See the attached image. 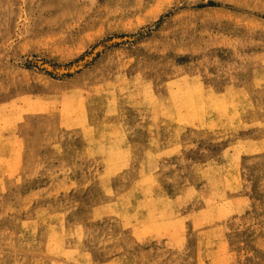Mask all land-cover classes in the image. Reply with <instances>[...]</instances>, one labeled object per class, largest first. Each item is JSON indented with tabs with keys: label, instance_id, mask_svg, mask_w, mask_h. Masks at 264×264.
<instances>
[{
	"label": "rangeland",
	"instance_id": "obj_1",
	"mask_svg": "<svg viewBox=\"0 0 264 264\" xmlns=\"http://www.w3.org/2000/svg\"><path fill=\"white\" fill-rule=\"evenodd\" d=\"M263 129L264 0H0V264H264Z\"/></svg>",
	"mask_w": 264,
	"mask_h": 264
},
{
	"label": "bare ground",
	"instance_id": "obj_2",
	"mask_svg": "<svg viewBox=\"0 0 264 264\" xmlns=\"http://www.w3.org/2000/svg\"><path fill=\"white\" fill-rule=\"evenodd\" d=\"M225 111H226V110H225ZM256 125H257V123H256ZM259 125H260V124H259ZM259 125H258V126H259ZM261 126H262V124H261ZM263 130H264V129H263ZM185 134H186V133H185ZM171 136H173V135H171ZM188 136H189V135H188ZM175 137H177V136H175ZM180 137H182V136H180ZM184 137H185V136H184ZM188 138H189V137H188ZM188 138H187V139H188ZM171 139H172V138H171ZM175 139H176V138H175ZM262 139H263V138H262ZM194 140H195V139H194ZM178 141H179V140H178ZM188 141H189V139H188ZM188 141H187V142H188ZM244 141H246V140H244ZM247 141H249V140H247ZM247 141H246V142H247ZM187 142H186V143H187ZM254 142H255V141H254ZM168 143L170 144V142H168ZM168 143H167V144H168ZM250 143H251V142H250ZM255 143H257V142H255ZM171 144H172V143H171ZM171 144H170V145H171ZM184 144H185V143H184ZM238 144H239V143H238ZM240 144H241V143H240ZM245 144H246V143H245ZM163 145H164V144H163ZM176 145H177V144H176ZM243 145H244V144H243ZM243 145H242V146H243ZM165 146H166V145H165ZM250 146H251V145H250ZM170 147H171V146H170ZM236 147H237V146H236ZM239 147H240V146H239ZM175 148H176V146H175ZM231 148H233V146H231ZM237 148H238V147H237ZM262 148H263V147H262ZM156 149H157V148H156ZM156 149H155V150H156ZM178 149H179V148H178ZM245 149H246V148H245ZM247 149H248V148H247ZM256 149H257V148H256ZM169 150H170V149H168V151H169ZM172 150H174V148H172ZM180 150H181V149H180ZM232 150H233V149H232ZM253 150L255 151V148H254ZM253 150H252V152H253ZM168 151H167V152H168ZM175 151H176V149H175ZM235 151H236V150H235ZM247 151H248V150H247ZM258 151H259V149H258ZM161 152H162V151H161ZM239 152H240V151H239ZM256 152H257V151H256ZM146 153H147V152H145V154H146ZM162 153H163V152H162ZM227 153H228V152H227ZM227 153H226V154H227ZM234 153H236V152H234ZM81 154H82V153H81ZM165 154H166V153H165ZM168 154H169V153H168ZM244 154H246V153H244ZM247 154H248V153H247ZM96 155H97V154H96ZM99 155H100V154H99ZM174 155L176 156V154H174ZM222 155H223V154H222ZM235 155H236V154H235ZM156 156H157V155H156ZM230 156H231V157H234V156H232V155H230ZM243 156H244V155H243ZM118 157L120 158V157H121V154H120V156H118ZM223 157H224V156H223ZM89 158H90V157H89ZM157 158H158V156H157ZM219 158H220V157H219ZM104 159H105V157H104ZM112 159H113V158H111V160H112ZM119 160H120V159H119ZM122 160H124V159H122ZM126 161H127V160H126ZM128 161H130V160H128ZM128 161H127V162H128ZM98 162H99V161H98ZM123 162H124V161H123ZM147 162H150V161L147 160ZM118 163H119V162H118ZM118 163H115V164L117 165ZM137 163H138V162H137ZM159 163H160V161H159ZM211 163H212V162H211ZM214 163H215V162H214ZM108 164H109V163H108ZM110 164H112V163H110ZM150 164H151V162H150ZM124 165H125V164H124ZM124 165H123V166H124ZM161 165H162V164H161ZM163 165H164V164H163ZM163 165H162V166H163ZM108 166H110V165H108ZM113 166H114V165H113ZM117 166H118V165H117ZM123 166H121V167L123 168ZM139 166H140V165H139ZM171 166H172V165H171ZM163 167H165V166H163ZM207 167H208V166H207ZM114 168H115V167H114ZM201 168H202V167H201ZM210 168H211V167H210ZM213 168H214V166H213ZM222 168H223V167H222ZM115 169H116V168H115ZM115 169H114V170H115ZM148 169H149V168H148ZM163 169L165 170V168H163ZM166 169H167V168H166ZM117 170H118V169H117ZM202 170H203V169H202ZM204 170H205V169H204ZM210 170H211V169H210ZM212 170H213V169H212ZM218 170H220V169H218ZM141 171H142V169H141ZM158 171H159V170H158ZM114 172H115V171H114ZM147 172H148V170H147ZM218 172H220V171H218ZM221 172H222V171H221ZM136 173H137V172H136ZM157 173H158V172H157ZM207 173H208V172H207ZM214 173H215V171H214ZM102 174H103V173H102ZM102 174H101V175H102ZM115 174H116V173H115ZM139 174H140V173H139ZM146 174H147V173H146ZM150 174H151V173H150ZM174 174H175V173H174ZM212 174H213V173H212ZM112 175H113V174H112ZM141 175H142V174H141ZM175 175H177V174H175ZM175 175H174V176H175ZM113 176H114V175H113ZM218 176H219V174H218ZM106 177H107V175H106ZM150 177H151V176H149V178H150ZM153 177H154V176H153ZM206 177H207V176H206ZM216 177H217V176H216ZM222 177H223V176H222ZM171 178H172V177H171ZM151 179H152V178H151ZM153 179H154V178H153ZM140 180H142V179H140ZM143 180H144V179H143ZM198 181H199V180H198ZM221 181H222V180H221ZM232 181H233V180H232ZM141 182H143V181H141ZM203 182H204V181H203ZM215 182H217V181H215ZM225 182H227V181H225ZM233 182H235V181H233ZM151 183H153V182H151ZM155 183H156V182H155ZM155 183H154V184H155ZM207 183H209V182H207ZM222 183H223V182H222ZM216 184H217V183H216ZM216 184H215V185H216ZM223 184H224V186H225V183H223ZM148 185H149V184H148ZM183 185H184V184H183ZM215 185H214V186H215ZM220 185H221V184H220ZM103 186H104V185H103ZM142 186H144V185H142ZM71 187H72V185H71ZM133 187H134V186H133ZM194 187H195V184H194ZM102 188L104 189V187H102ZM107 188H108V187H107ZM131 188H132V187H131ZM131 188H130V189H131ZM184 188H185V187H184ZM187 188H188V187H187ZM191 188H192V186H191ZM140 189H141V188H140ZM210 189H211V188H210ZM230 189H231V188H230ZM236 189H237V188H236ZM128 190H129V189H128ZM138 190H139V189H138ZM202 190H203V189H202ZM216 190H217V189H216ZM234 190H235V189H234ZM104 191L106 192L105 189H104ZM107 191H108V190H107ZM128 192H130V191H128ZM140 192H141V191H140ZM142 192H143V191H142ZM188 192H189V191H188ZM188 192H187V193H188ZM190 192H191V190H190ZM196 192H198V191H196ZM182 193H183V192H182ZM234 193H235V192H234ZM102 194H103V193H102ZM106 194H107V193H106ZM129 194H130V193H129ZM135 194H136V192H135ZM144 194H145V193H144ZM189 194H191V193H189ZM193 194H195V193L193 192ZM210 194H211V193H210ZM221 194H223V193H221ZM225 194H226V193H225ZM191 195H192V194H191ZM142 196H144V195H142ZM174 196H175V195H174ZM179 196H180V195H179ZM221 196H222V195H221ZM221 196H220V197H221ZM135 197H136V196H135ZM207 197H208V196H207ZM141 198H142V197H141ZM164 198H165V197H164ZM164 198H163V199H164ZM184 198H185V197H184ZM184 198H182V199L184 200ZM215 198H216V197H215ZM215 198H214V199H215ZM223 198H224V197H223ZM122 199H123V198H122ZM163 199H162V200H163ZM236 199H237V198H236ZM151 200H152V199H151ZM185 200H186V199H185ZM124 201H126V200H124ZM135 201H136V200H135ZM144 201H145V199H144ZM214 201H215V200H214ZM238 201H239V200H238ZM119 202H120V201H119ZM142 202H143V201H142ZM165 202H166V200H165ZM120 203H122V202H120ZM120 203H119V205H120ZM163 203H164V202H163ZM219 203H220V202H219ZM222 203H223V200H222ZM222 203L219 204V205H222ZM226 203H227V201H226ZM228 203H229V202H228ZM147 204H148V202H147ZM149 204H152V202H150ZM180 204H181V203H180ZM229 204H230V203H229ZM164 205H165V204H164ZM166 205H167V204H166ZM173 205H174V203H173ZM215 205H216V204H215ZM224 205H225V204H224ZM224 205H223V206H224ZM100 206H101V205H100ZM100 206H99V209H100ZM110 206H111V205H110ZM123 206H124V204H123ZM149 206H150V205H149ZM153 206H154V205H153ZM153 206H152V207H153ZM210 206H212V205H210ZM210 206H209V209H210ZM223 206H222V207H223ZM230 206H231V205H230ZM103 207H104V206H103ZM161 207H163V206L161 205ZM168 207H169V206H168ZM171 207H173V206H171ZM101 208H102V207H101ZM140 208H141V207H140ZM145 208H146V207H145ZM95 209H96V208H95ZM99 209H98V210H99ZM112 209H113V208H112ZM137 209H139V208H137ZM137 209H135V211H136ZM141 209H142V208H141ZM165 209H167V208L165 207ZM172 209H174V208H172ZM212 209H213V208H212ZM227 209H228V211H229V208H227ZM102 210H103V208H102ZM104 210H105V209H104ZM104 210H103V211H104ZM107 210H110V209H107ZM147 210H148V209H147ZM154 210H155V209H153V211H154ZM159 210H160V209H159ZM176 210H178V207L176 208ZM115 211H116V210H115ZM117 211H118V210H117ZM117 211H116V212H117ZM151 211H152V210H151ZM151 211H150V212H151ZM209 211H211V210H209ZM93 212H95V211H93ZM100 212H101V209H100ZM104 212H105V211H104ZM136 212H137V211H136ZM173 212H174V211H173ZM213 212H214V210H213ZM217 212H218V211H217ZM224 212H225V214H226V211H224ZM98 213H99V211H98ZM101 213H102V212H101ZM111 213H112V212H111ZM113 213H114V212H113ZM117 213H118V212H117ZM156 213H157V212H155V214H156ZM171 213H172V212H171ZM221 213H222V212H221ZM221 213H220V214H221ZM105 214H107V213H105ZM121 214H122V213H121ZM132 214H134V213H132ZM136 214H137V213H136ZM162 214H163V213H162ZM165 214H166V212H165L163 215L165 216ZM169 214H170V212H169ZM177 214H178V213H177ZM216 214H217V213H216ZM225 214H224V215H225ZM228 214H229V213H228ZM53 215H55V214H51V216H53ZM56 215H58V214H56ZM60 215H61V214H60ZM60 215H58V216H60ZM103 215H104V214H103ZM108 215H110V214H108ZM115 215H116V214H115ZM193 215H194V214H193ZM207 215H208V214H207ZM95 216H96V215H95ZM95 216H94V217H95ZM120 216H121V215H120ZM137 216H138V215H137ZM148 216L150 217V215H148ZM152 216H153V215H152ZM160 216H161V215H160ZM160 216H158V217H160ZM170 216H171V215H170ZM220 216H221V215H220ZM47 217H48V216H47ZM49 217H50V216H49ZM49 217H48V218H49ZM54 217H56V216H54ZM121 217H122V216H121ZM130 217H131V214H130ZM130 217H129V218H130ZM149 217H148V218H149ZM191 217H192V216H191ZM191 217H190V218H191ZM48 218H47V219H48ZM125 218H126V217H125ZM125 218L123 217V219H125ZM162 218H163V217H162ZM199 218H200V217H199ZM56 219L58 220V218H56ZM119 219H120V217H119ZM131 219H132V218H131ZM152 219H153V217H152ZM155 219H156V218H155ZM155 219H154V220H155ZM159 219H161V218H159ZM218 219H219V218H218ZM134 220H135V222H136V219H134ZM36 221H37V220H36ZM59 221L61 222L62 219L59 220ZM128 221H130V220L128 219ZM141 221H142V220H141ZM143 221H144V220H143ZM33 222H34V221H33ZM150 222H151V221H150ZM193 222H194V219H193ZM199 222H201V221H199ZM43 223H44V221H43ZM123 223H124V222H123ZM123 223H122V224H123ZM136 223H137V222H136ZM142 223H145V222H142ZM196 223H197V222H196ZM202 223H203V222H202ZM126 224L128 225V223H126ZM133 224H134V223H133ZM150 224H151V223H150ZM53 225H54V224H53ZM140 225H141V224H140ZM151 225H152V224H151ZM157 225H158V223H157ZM159 225H160V224H159ZM195 225H196V224H195ZM21 226H22V225H21ZM21 226H20V227H21ZM47 226H48V223H47ZM123 226H124V225H123ZM129 226H130V224H129ZM163 226H164V225H163ZM178 226H179V225H178ZM178 226H177V227H178ZM197 226H199V225H197ZM197 226H195V227H197ZM24 227H25V226H24ZM54 227H55V226H54ZM124 227H126V226H124ZM130 227H131V226H130ZM154 227H155V226H154ZM156 227H157V226H156ZM160 227H161V225H160ZM165 227H167V226L165 225ZM180 227H181V226H180ZM195 227H194V228H195ZM199 227H201V226H199ZM43 228H44V227H43ZM49 228H50V227H49ZM133 228H134V227H133ZM178 228H179V227H178ZM46 229L48 230V228H46ZM146 229H147V228H146ZM148 229H149V228H148ZM152 229H153V228H152ZM159 229H160V228H159ZM159 229H157V230H159ZM165 229H166V228H165ZM165 229H164V230H165ZM172 229H173V227H172ZM196 229H197V228H196ZM65 230H66V229H65ZM65 230H64V231H65ZM154 230H155V229H154ZM168 230H169V229H168ZM182 230H183V229H182ZM182 230H180V231H182ZM193 230H195V229H193ZM70 231H71V230H69V232H70ZM131 231H132V230H131ZM133 231H134V230H133ZM133 231H132V232H133ZM147 231H148V230H147ZM166 231H167V230H166ZM208 231H209V230H208ZM69 232H68V233H69ZM150 232H151V231H150ZM152 232H153V231H152ZM157 232H158V231H157ZM159 232H160V233L162 232V234L164 233L163 230L161 231V229H160ZM167 232H168V231H167ZM167 232H166V233H167ZM174 232H175V230H174ZM229 232H230V231H229ZM70 233L72 234V231H71ZM153 233H156V232H153ZM171 233H172V231H171ZM182 233H183V232H182ZM64 234H65V233H64ZM140 234H141V233H140ZM168 234H170V233L168 232ZM174 234H175V233H174ZM197 234H198V233H197ZM203 234H206V233H203ZM210 234H211V233H210ZM159 235H161V234H159ZM198 235H199V234H198ZM206 235H207V234H206ZM72 236H73V235H72ZM80 236H81V235H80ZM139 236H140V235H139ZM168 236H169V235H168ZM168 236H167V237H168ZM175 236H176V235H175ZM212 236H213V235H212ZM31 237H32V236H31ZM76 237H77V236H76ZM154 237H155V236H154ZM159 237H160V236H159ZM201 237H202V236H201ZM26 238H28V237H26ZM33 238H34V237H33ZM139 238H141V237H139ZM139 238H138V239H139ZM142 238H143V237H142ZM156 238H157V237H156ZM156 238H155V239H156ZM162 238H163V237H162ZM177 238H178V236H177ZM28 239H29V238H28ZM63 239H64V238H63ZM207 239H208V238H207ZM26 240H27V239H26ZM31 240H32V239H31ZM66 240H67V239H66ZM69 240H70V238H69ZM216 240H217V239H216ZM18 241H20V240H18ZM67 241H68V240H67ZM140 241H141V240H140ZM153 241H154V240H153ZM197 241H198V240H197ZM24 242H25V241H24ZM29 242H31V241H29ZM182 242H183V241H182ZM222 242H223V241H222ZM149 243H150V242H149ZM207 243H208V242H207ZM213 244H214V243H213ZM240 244H241V243H240ZM26 245H27V244H26ZM45 245H46V244H45ZM73 245H74V244H73ZM209 245H210V242H209ZM220 245H221V244H220ZM20 246H21V245H20ZM199 247H200V246H199ZM210 247H211V246H210ZM215 248H216V247H215ZM205 249H206V248H205ZM216 249H217V248H216ZM46 250H47V249H46ZM66 250H67V249H66ZM208 250H209V249H208ZM208 250H207V251H208ZM50 251H51V250H50ZM69 251H71V250H69ZM69 251H68V252H69ZM199 251H200V250H199ZM207 251H206V252H207ZM215 251H216V250H215ZM218 251H220V250H218ZM75 252H76V251H75ZM208 252H209V251H208ZM223 252H225V251H223ZM78 254H79V253H78ZM226 254H227V253H226ZM68 255H69V254H68ZM71 255H72V254H71ZM87 255H88V254H87ZM208 255H209V254H208ZM210 255H211V252H210ZM210 255H209V256H210ZM221 255H223V254H221ZM65 256H66V255H65ZM85 256H86V253H85ZM214 256H215V255H214ZM218 256H219V255H218ZM224 256H225V255H224ZM123 257H124V256H123ZM126 257H127V256H126ZM126 257H125V258H126ZM201 257H202V256H201ZM215 257H216V256H215ZM225 257H226V256H225ZM225 257H224V258H225ZM72 258H73V257H72ZM80 258H81V257H80ZM202 258H203V257H202ZM212 258H213V257H212ZM221 258H223V257H221ZM82 259H83V258H82ZM88 259H89V258H88ZM130 259H131V258H130ZM73 260H74V259H73ZM149 260H150V259H149ZM222 260H223V259H222ZM224 260H226V259H224ZM228 260H229V258H228ZM76 261H77V259H76ZM90 261H91V260H90ZM128 262H130V261H128ZM217 262H218V261H217ZM227 262H228V261H227ZM78 263H79V262H78ZM82 263H83V262H82ZM82 263H80V264H82ZM86 263H87V262H86ZM88 263H89V262H88ZM131 263H132V262H131ZM219 263H220V262H219ZM105 264H106V263H105ZM112 264H113V263H112Z\"/></svg>",
	"mask_w": 264,
	"mask_h": 264
}]
</instances>
